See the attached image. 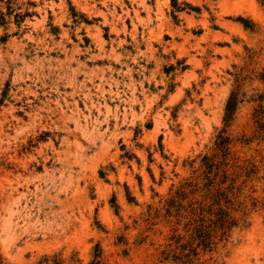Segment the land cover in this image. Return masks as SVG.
I'll use <instances>...</instances> for the list:
<instances>
[{"label":"rangeland","instance_id":"obj_1","mask_svg":"<svg viewBox=\"0 0 264 264\" xmlns=\"http://www.w3.org/2000/svg\"><path fill=\"white\" fill-rule=\"evenodd\" d=\"M222 130L235 226L194 256ZM0 264H264V0H0Z\"/></svg>","mask_w":264,"mask_h":264},{"label":"trees","instance_id":"obj_2","mask_svg":"<svg viewBox=\"0 0 264 264\" xmlns=\"http://www.w3.org/2000/svg\"><path fill=\"white\" fill-rule=\"evenodd\" d=\"M237 104V94L231 92L225 105V127H228L232 121ZM224 133L225 130L220 131L215 146L216 153L211 157H202L200 167L196 170L201 171L197 181H203L204 186L200 188L194 179L184 183V186L191 189V194L202 192L200 200L192 199L188 208L184 209L188 214V226L191 232L189 243H196L191 249L194 256H197V249L213 251L217 242L222 241L228 231L235 226L231 211L238 198L236 183L242 176L244 168L231 163L228 147L230 140L223 136ZM231 170L233 172H229ZM182 192L183 190L175 193L176 197H181L179 193ZM177 261L181 263L179 259Z\"/></svg>","mask_w":264,"mask_h":264}]
</instances>
